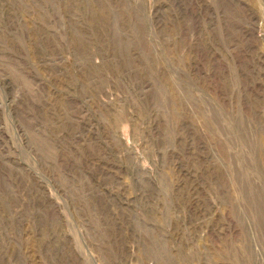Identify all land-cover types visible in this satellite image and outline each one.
Wrapping results in <instances>:
<instances>
[{
    "label": "rangeland",
    "instance_id": "374dc122",
    "mask_svg": "<svg viewBox=\"0 0 264 264\" xmlns=\"http://www.w3.org/2000/svg\"><path fill=\"white\" fill-rule=\"evenodd\" d=\"M0 264H264V0H0Z\"/></svg>",
    "mask_w": 264,
    "mask_h": 264
}]
</instances>
